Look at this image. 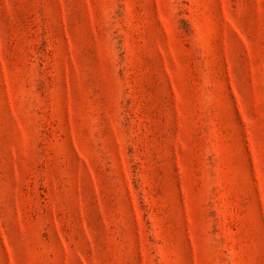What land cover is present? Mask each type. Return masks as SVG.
<instances>
[{
	"label": "rangeland",
	"instance_id": "obj_1",
	"mask_svg": "<svg viewBox=\"0 0 264 264\" xmlns=\"http://www.w3.org/2000/svg\"><path fill=\"white\" fill-rule=\"evenodd\" d=\"M0 264H264V0H0Z\"/></svg>",
	"mask_w": 264,
	"mask_h": 264
}]
</instances>
